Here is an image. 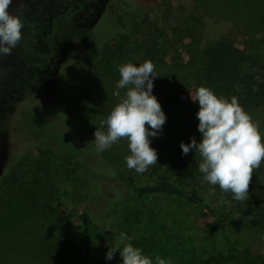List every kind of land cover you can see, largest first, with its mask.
Segmentation results:
<instances>
[{
    "label": "rangeland",
    "instance_id": "1",
    "mask_svg": "<svg viewBox=\"0 0 264 264\" xmlns=\"http://www.w3.org/2000/svg\"><path fill=\"white\" fill-rule=\"evenodd\" d=\"M143 3L13 0L10 5L25 27L11 55L0 59V264H67L71 253L81 248L77 214L83 207L94 220L104 223L124 216L125 210L133 211L138 224L128 233L131 242L171 264H264V238L254 226L257 221L245 207L237 208L230 192L222 206L223 194L205 182L203 175L199 193L214 210L206 216L203 210L204 220L211 224L223 220L221 224L240 231L247 237L242 249L225 243L193 255L181 249L180 244L199 241L192 230L195 211L172 196L125 202L124 213L118 205L123 198L115 189L124 178L147 185L166 180L177 183L167 161L179 143L183 101L191 100L190 93L196 91L193 74L200 65V46L228 33L253 32L262 24L261 3L248 0H158L142 12L128 9ZM121 7L134 13V18ZM189 25L202 30L195 29L190 36ZM77 27L95 32L97 50L89 62L83 61L86 49L78 38L64 41ZM147 30L156 36L153 60L143 55ZM145 60L155 65L158 76L152 91L166 122L162 135L150 138L157 163L136 173L125 163L129 155L126 138L102 152L96 151L92 140L96 128L106 130L100 128L101 121L124 95V90H120L121 97L113 95L119 79L117 66ZM161 84L172 85L180 96L169 110L157 90ZM245 110L264 139V103ZM258 169L264 175V160ZM86 170L98 177L90 178ZM248 200L244 204L254 207L255 198ZM159 209L167 217L165 223L153 227L147 213ZM113 224L118 235L121 223Z\"/></svg>",
    "mask_w": 264,
    "mask_h": 264
},
{
    "label": "trees",
    "instance_id": "2",
    "mask_svg": "<svg viewBox=\"0 0 264 264\" xmlns=\"http://www.w3.org/2000/svg\"><path fill=\"white\" fill-rule=\"evenodd\" d=\"M157 1L144 0L142 6L137 4V7H134V9H128L132 12H142L141 10L143 8H151V5L157 3ZM248 1L251 4L261 3V26L253 32L241 33L236 36L228 33L221 38L204 43L199 49L200 65L193 74L195 80L194 87L196 89L200 86H207L217 95L228 98L236 97L243 109L256 108L264 103V0H261V2L260 0ZM124 9L121 7L123 13H126L127 11ZM126 14L130 19L134 18V13L128 12ZM120 20L121 18H118L117 22ZM133 26L136 27V23H133ZM195 29L202 30L201 27L194 25L186 27L190 36L196 33L194 31ZM143 35L144 41H148L143 55L153 60L155 57L154 45L156 36L148 30ZM74 38H78L86 49V53L83 55V61L89 62L95 56L97 50L95 32L84 27H77L73 32L65 36L64 41L71 42ZM157 90L162 102L165 103L166 110L171 109L180 97L174 91L172 85L161 84ZM182 110L179 124V143L176 151L167 161V169L171 174L176 176L177 183L166 180L147 185L135 182L132 177L124 178L120 180L121 184L119 187H115V190L123 198L118 205L124 213L123 208L126 206L124 204L125 202L152 197L154 195L172 196L175 199L185 202V204L190 206V210L195 211L192 219V224H194L192 230L197 232L195 236H197L199 241L196 245L193 244V241L190 244H180L181 249L185 248L192 255L197 252L201 253L205 249H217L219 245L223 246L224 243L229 244L232 248L242 249L240 246L247 242V237L240 231L230 227L228 223L224 222V224H221L223 220L215 224L207 223L204 220L202 211H205L206 216L208 212L214 214V210L203 195L199 193L198 187L201 186L200 177L202 174L198 171V164L201 158L193 150H190L187 155H182L180 149L181 141L187 143L191 136H195L197 141L200 139V133L197 131L198 120L195 116L198 110V103L185 99ZM66 150L71 152L67 148ZM99 161L100 165L108 167L103 160ZM86 174L90 178L98 177L96 173L87 170ZM110 177L113 178L114 175H110ZM2 179L4 181V176ZM263 181L264 175L261 171L258 168L253 169L248 188V199L254 197L255 202L253 204L255 203V205L254 207L245 205L244 203H247L249 201L248 199L237 203V208L242 210L245 207L246 213L251 214L252 218L257 221L254 226L261 234L262 240L264 238ZM212 187L220 191L218 186ZM227 193H222V206L225 205L228 199ZM162 210H153L147 213V218L153 221V227L158 223H165L164 220L167 216ZM133 213L131 210H125L124 216L118 215L116 218H111L104 223L94 220L88 208L83 207L77 214L78 236L81 248L77 249L74 254L71 253L72 256L67 260V264H119L121 260L119 250H117L111 260L105 259L108 246L114 244L118 236L114 232L115 227L113 222L119 221L121 223L120 232L123 231L126 234L134 232L137 228L138 221L137 218L135 219V214ZM63 231L66 233V229H63ZM64 261L66 262V260Z\"/></svg>",
    "mask_w": 264,
    "mask_h": 264
},
{
    "label": "clouds",
    "instance_id": "3",
    "mask_svg": "<svg viewBox=\"0 0 264 264\" xmlns=\"http://www.w3.org/2000/svg\"><path fill=\"white\" fill-rule=\"evenodd\" d=\"M13 0H0V59L9 56L22 39L25 22L10 11ZM119 79L113 95L121 97L100 128L94 131L97 152L109 149L126 138L129 155L126 166L136 173H144L157 163V151L151 139L162 135L166 114L153 94L154 79L158 76L150 60L142 63L127 61L117 66ZM190 99L198 103L195 116L200 139L191 136L187 143L181 141L182 155L190 150L198 153V171L209 185L218 186L222 193L231 192L237 202L248 199L249 183L253 169L264 160V139L258 124L242 108L236 97L217 95L211 88L200 86ZM147 125V127H146ZM132 237L121 231L115 243L108 246L106 260H111L119 250V264H171L159 254H146L134 245Z\"/></svg>",
    "mask_w": 264,
    "mask_h": 264
},
{
    "label": "flooded vegetation",
    "instance_id": "4",
    "mask_svg": "<svg viewBox=\"0 0 264 264\" xmlns=\"http://www.w3.org/2000/svg\"><path fill=\"white\" fill-rule=\"evenodd\" d=\"M80 7H81V5H80ZM55 19V18H54ZM84 28H86V27H84ZM87 29H90V27H87ZM78 41L80 42V40L78 39Z\"/></svg>",
    "mask_w": 264,
    "mask_h": 264
}]
</instances>
